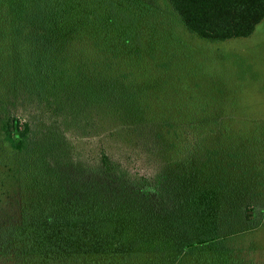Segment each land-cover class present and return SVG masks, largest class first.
<instances>
[{
  "label": "trees",
  "instance_id": "16d2710c",
  "mask_svg": "<svg viewBox=\"0 0 264 264\" xmlns=\"http://www.w3.org/2000/svg\"><path fill=\"white\" fill-rule=\"evenodd\" d=\"M169 2L190 32L212 42L247 37L264 19V0ZM93 4L0 0V131L11 148L30 152L15 167V204L1 206L0 261L249 264L239 243L229 240L264 223V155L248 154L262 145L248 137L239 148L220 128L206 133L201 120L144 122L149 96L140 72L127 69L139 48L129 29L111 26L109 16L94 19ZM2 79L10 83L2 85ZM22 83L42 100L52 95L55 101L43 104L58 102L61 116L88 108L107 113L103 124L113 138L131 144L127 155L101 144L98 155L79 156L76 144V161L47 157L61 135L50 131L49 149L42 146L31 119L15 107L7 110L3 99ZM95 122L76 124L86 128L76 139L92 135ZM170 133L174 138L167 140ZM136 148L167 162L155 175L132 171Z\"/></svg>",
  "mask_w": 264,
  "mask_h": 264
},
{
  "label": "rangeland",
  "instance_id": "374dc122",
  "mask_svg": "<svg viewBox=\"0 0 264 264\" xmlns=\"http://www.w3.org/2000/svg\"><path fill=\"white\" fill-rule=\"evenodd\" d=\"M91 12L96 20L109 16L112 18L109 21L111 26L129 29L127 35L132 39L131 44L139 48V58L134 59V66L130 64L127 69L140 72V79L136 78L149 96V103L145 102L142 114L144 122L157 118V121L183 125L201 120L206 133L220 128L229 136L227 142L239 148L251 137L258 146H262L258 152L251 150L249 156L255 153L264 155V19L247 37L212 42L190 32L169 0H94ZM1 81L5 86L10 83V79ZM22 84L24 88L12 90V98L3 99L8 101L7 110L15 107L31 119L32 135L39 141L43 139L42 146H50V131L61 135L51 142L59 148L51 149L50 153L48 147L47 157L76 161V144L79 156L98 155L101 144L127 155L131 144L125 145L121 139L113 138L114 135L103 124L108 121L107 113L88 108L87 111L82 109L78 116L76 109L68 116H61L60 108L56 109L58 102L53 106L43 104V100L53 98L52 95L42 100L43 97L39 98L32 91V86ZM54 101L51 99L49 104ZM83 119L95 122L93 126L98 125L91 129L92 135L81 136L77 140L76 132L81 135L87 128L82 123ZM131 120L142 122L136 117H131ZM78 123L86 128L76 127ZM171 135H166V139L172 140L174 137ZM217 136L225 140L223 134L222 137L221 134ZM29 153L28 150L11 148L0 131V212L1 206L15 204L16 194L18 196L16 183L20 177L15 167ZM141 153L140 148L131 152L129 164L132 171L155 175L167 162L166 156L164 159L150 158L154 154ZM261 190L264 192V186ZM13 209V206L6 207L7 211ZM229 242L235 246L239 243L246 258L251 259L249 264H264V223Z\"/></svg>",
  "mask_w": 264,
  "mask_h": 264
}]
</instances>
